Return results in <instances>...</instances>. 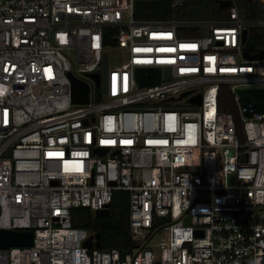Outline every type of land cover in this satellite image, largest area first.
Here are the masks:
<instances>
[{"label":"built area","instance_id":"2783aa9c","mask_svg":"<svg viewBox=\"0 0 264 264\" xmlns=\"http://www.w3.org/2000/svg\"><path fill=\"white\" fill-rule=\"evenodd\" d=\"M192 1L0 0V228L33 230L0 264H264V114L234 93L264 87V54L245 55L264 51L247 48L264 19L237 0L224 19L179 18ZM104 208L132 250L85 246L76 213Z\"/></svg>","mask_w":264,"mask_h":264},{"label":"trees","instance_id":"16d2710c","mask_svg":"<svg viewBox=\"0 0 264 264\" xmlns=\"http://www.w3.org/2000/svg\"><path fill=\"white\" fill-rule=\"evenodd\" d=\"M237 4L246 19H264V0H237ZM228 11L229 8L221 7L217 0H196L180 7L177 14L179 18L186 19H224L228 15ZM182 33L187 34V32ZM263 46L264 26L250 28L247 48L249 50H256ZM219 108L223 112L233 114L238 132L242 135L241 111L229 84H222L220 87ZM81 212L83 211H77L75 222L88 227V229L101 231L102 248L115 246L119 247L122 252L132 250L135 241L132 238L127 222L123 223L122 218L116 221H108L107 224L103 225L104 228L100 229L96 226L97 224L95 225L87 219V216L91 215L90 213L83 215ZM106 225L115 228V231L105 229Z\"/></svg>","mask_w":264,"mask_h":264},{"label":"water","instance_id":"95a60500","mask_svg":"<svg viewBox=\"0 0 264 264\" xmlns=\"http://www.w3.org/2000/svg\"><path fill=\"white\" fill-rule=\"evenodd\" d=\"M231 0H219L221 7L231 5ZM248 29H244L243 41H246ZM264 54L261 50L258 53L250 54L245 52V55L250 58H258ZM107 65V58H105V67ZM160 68L159 67H140L138 69V79L142 84H155L160 81ZM71 75V73H69ZM97 83L100 82V75L94 73ZM73 81V100L78 102L88 101L89 85L75 77ZM235 95L239 97L240 107L245 116L251 117L255 113L264 114V87H237L234 90ZM185 94V93H184ZM183 94V95H184ZM192 103H200L201 95L194 96L190 99ZM98 216H108L110 214L109 208L99 209L96 211ZM189 221V219H188ZM33 243V230H16L0 228V249L9 248L16 245H32ZM87 247H101V231H95L89 235L84 242Z\"/></svg>","mask_w":264,"mask_h":264},{"label":"rangeland","instance_id":"374dc122","mask_svg":"<svg viewBox=\"0 0 264 264\" xmlns=\"http://www.w3.org/2000/svg\"><path fill=\"white\" fill-rule=\"evenodd\" d=\"M115 216H118V215L115 214L114 216H112V215L111 216H97L96 214H93V215H90L89 217L87 216V219L89 221H91V223H94L95 225L97 224L96 226H98V228L101 229V228H104L103 223L108 222V221H116L117 219L122 218V214H120L118 218ZM106 228H107V230L115 231V228H113V227L107 226V227H105V229Z\"/></svg>","mask_w":264,"mask_h":264},{"label":"flooded vegetation","instance_id":"af4514ba","mask_svg":"<svg viewBox=\"0 0 264 264\" xmlns=\"http://www.w3.org/2000/svg\"><path fill=\"white\" fill-rule=\"evenodd\" d=\"M91 232H95V230L89 229Z\"/></svg>","mask_w":264,"mask_h":264}]
</instances>
